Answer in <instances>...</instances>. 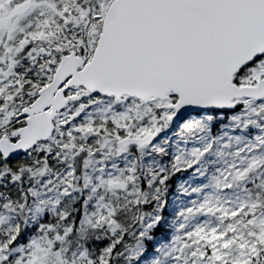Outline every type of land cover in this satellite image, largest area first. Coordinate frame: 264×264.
<instances>
[{
	"label": "snow or ice",
	"instance_id": "snow-or-ice-1",
	"mask_svg": "<svg viewBox=\"0 0 264 264\" xmlns=\"http://www.w3.org/2000/svg\"><path fill=\"white\" fill-rule=\"evenodd\" d=\"M0 264H264V0H0Z\"/></svg>",
	"mask_w": 264,
	"mask_h": 264
}]
</instances>
